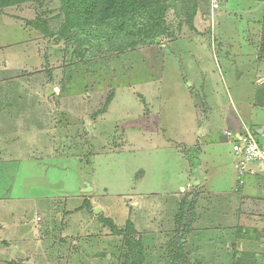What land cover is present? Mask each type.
Wrapping results in <instances>:
<instances>
[{
  "label": "rangeland",
  "instance_id": "obj_1",
  "mask_svg": "<svg viewBox=\"0 0 264 264\" xmlns=\"http://www.w3.org/2000/svg\"><path fill=\"white\" fill-rule=\"evenodd\" d=\"M216 1L218 9L212 11L211 0H171L163 18L164 32L155 40L136 39L134 48L126 47L124 34L112 28L71 30L62 36L59 0L31 2L34 15L47 21L49 30L43 38L26 37L25 44L36 48L43 66L33 62L31 72L6 79L10 87L5 98L12 108L33 97L36 129L45 141L33 162L66 173V189L60 178L56 186L50 179V197L38 200L49 201L38 207L41 211L17 219L0 213L5 224H15L14 233L23 242L18 247L23 246L21 255L27 256L25 261L12 260L7 250V259L0 254V264H130L121 235L129 221L133 240L142 244L143 264H250L246 254H234L235 247L227 255L219 254L217 246L201 238L203 219L201 214L195 218L197 189L178 192L185 186L190 164L179 154L186 156L188 149L168 140V120L187 129L191 119L200 118L206 128L222 136L221 113L224 109L226 118L232 115L230 100L241 112L239 104L248 86L239 63L231 60L247 61L242 37L258 42L260 31L242 26L244 9L258 10V4ZM260 2L263 13L264 0ZM197 76L208 87L212 109L208 117H201L199 104H205L188 84ZM258 84L264 85L261 80ZM22 85L31 86L32 92L20 91ZM49 88L54 93L47 96ZM202 150L208 155L210 148ZM220 153L229 162L227 152ZM84 184H91L94 191H85ZM141 196L150 199L137 201ZM10 236L0 234L4 246L0 249L14 240ZM212 240L216 245V238Z\"/></svg>",
  "mask_w": 264,
  "mask_h": 264
},
{
  "label": "crops",
  "instance_id": "obj_2",
  "mask_svg": "<svg viewBox=\"0 0 264 264\" xmlns=\"http://www.w3.org/2000/svg\"><path fill=\"white\" fill-rule=\"evenodd\" d=\"M256 1L258 10L252 9V12L247 13L244 9L243 15L245 20L246 18L248 20H244L242 26L246 29L250 27L260 31L258 42L253 43L242 37L247 46V61H240L235 57L231 60L233 63H239L240 76L243 77L244 84L248 86L247 90H243L246 99H242L239 104L241 112H236V106L230 100L229 108L233 109L232 115L229 114L226 118L224 109L221 113L225 128L222 136L217 134V130L212 131L209 126L206 128L205 122L200 118L197 121L194 118L191 119V126L187 129L174 127L169 120L167 125L170 127L171 134L168 140L177 145L184 144L188 149L186 156L179 154L190 164L188 163L189 167L185 171V186H181L178 192L197 189L195 201L199 209L197 210L196 206L195 218L198 219L201 214L203 219V228L198 231L201 238H208L207 244L217 246L218 253L223 252L227 255L233 246L235 247L234 254L236 252L241 255L246 254L248 260H251L250 264H264V170L252 164L248 172L240 177L237 172L236 159L231 151L230 140L226 136L227 133H239L244 124L255 132L258 145L264 149V85L258 84L260 80L264 83V70L262 69L264 58L261 50L264 11L260 12L261 0ZM31 5L29 1L12 6H0V213L11 215L15 219L33 210L41 211L38 207L49 202L38 200L50 197V179L54 180L55 186L61 183V180L63 188L66 189L63 183L66 173L36 165L33 162V156L35 153L39 154L41 152L39 149H42L45 144L44 137L39 138V128L36 129L38 121L35 120L34 113L37 112V107L33 97L15 102L12 108H10L11 103H6L5 98L10 87L6 85V79L17 77V72H31L30 68L34 67L35 62L43 66L42 59L36 54V48L28 43L25 44L26 37L33 39L34 36L40 35L43 38L45 33H48L47 29L49 30L47 21L38 20ZM249 14L252 17H249ZM199 52L201 50L195 55ZM222 58L224 61L227 60L224 55ZM198 79H200L198 76L191 77L188 79V84L196 88L194 89L196 93L193 91L194 96L201 95L200 102L205 104H199L203 110L201 117L206 115L207 111L210 116L212 109L209 108L210 104L207 99L208 87L204 80L201 83ZM22 86L24 88L20 91L25 94L31 90L29 89L31 86ZM50 90L51 88L46 92L47 96ZM40 91L42 93V90ZM193 100H195L194 97ZM195 107L201 109V107ZM10 110L16 114L11 113L13 116H10L4 112L10 113ZM193 114H195L194 109ZM196 115L200 116L197 112ZM202 140H204L203 143ZM204 146L210 148L209 156L202 150ZM220 151L227 152L229 162H225ZM194 159L196 163L193 165L191 163ZM84 187L85 184L83 189ZM90 187L94 191L91 184ZM149 199L150 196L149 198L141 196L137 201H148ZM76 202L72 201V203ZM83 203L82 201V206ZM97 210L99 211L98 208L94 209V214L98 212ZM81 212H86V209L82 208ZM36 218H39L41 222V217ZM4 221L0 219V234L11 235L9 238L14 237V240L7 241L5 244L8 246L0 249L2 260L7 259L10 253L9 257L12 260L25 261L27 256L21 255L20 250L23 246L20 249L18 247V242H23L18 241V235L13 230L15 224H5ZM22 221H25L24 218ZM215 238L216 245L212 242ZM0 247H4L3 244H0ZM7 250L9 253L6 254ZM238 256L237 254L236 258Z\"/></svg>",
  "mask_w": 264,
  "mask_h": 264
},
{
  "label": "trees",
  "instance_id": "obj_3",
  "mask_svg": "<svg viewBox=\"0 0 264 264\" xmlns=\"http://www.w3.org/2000/svg\"><path fill=\"white\" fill-rule=\"evenodd\" d=\"M36 0H4L1 7L12 6L23 2ZM171 0H59L64 23L60 35L65 31L80 29H108L112 28L118 35L124 34L128 41V48L136 46V39L155 40L164 32L163 18ZM194 11L190 14L191 18ZM142 21H139V20ZM261 50L264 58V21L262 25ZM109 101L107 100V103ZM101 222L113 231L115 227L107 220ZM135 234L131 222L125 224L121 231L127 246V258L130 264H143V248L140 240H133Z\"/></svg>",
  "mask_w": 264,
  "mask_h": 264
},
{
  "label": "built area",
  "instance_id": "obj_4",
  "mask_svg": "<svg viewBox=\"0 0 264 264\" xmlns=\"http://www.w3.org/2000/svg\"><path fill=\"white\" fill-rule=\"evenodd\" d=\"M216 0H211L212 11L218 9ZM230 140L231 151L236 159L237 172L240 177L246 174L249 166L256 164L264 170V149L258 145L255 132L242 124L239 133H227ZM39 221L40 219L37 218Z\"/></svg>",
  "mask_w": 264,
  "mask_h": 264
},
{
  "label": "water",
  "instance_id": "obj_5",
  "mask_svg": "<svg viewBox=\"0 0 264 264\" xmlns=\"http://www.w3.org/2000/svg\"><path fill=\"white\" fill-rule=\"evenodd\" d=\"M53 93H54V91H53V90H50L49 93H48V95L50 96V95H52ZM85 186L87 187V189H85V191H91V187H90L89 184H86ZM96 213H97V212H96ZM0 228H1V225H0Z\"/></svg>",
  "mask_w": 264,
  "mask_h": 264
}]
</instances>
